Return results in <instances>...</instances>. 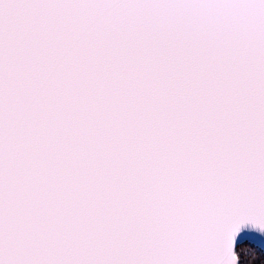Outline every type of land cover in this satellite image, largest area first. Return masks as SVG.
I'll return each mask as SVG.
<instances>
[{"label":"snow or ice","instance_id":"snow-or-ice-1","mask_svg":"<svg viewBox=\"0 0 264 264\" xmlns=\"http://www.w3.org/2000/svg\"><path fill=\"white\" fill-rule=\"evenodd\" d=\"M264 234V0H0V264H245Z\"/></svg>","mask_w":264,"mask_h":264},{"label":"trees","instance_id":"trees-1","mask_svg":"<svg viewBox=\"0 0 264 264\" xmlns=\"http://www.w3.org/2000/svg\"><path fill=\"white\" fill-rule=\"evenodd\" d=\"M238 252L242 253L245 264H264V251L258 247L245 242L238 246Z\"/></svg>","mask_w":264,"mask_h":264},{"label":"water","instance_id":"water-1","mask_svg":"<svg viewBox=\"0 0 264 264\" xmlns=\"http://www.w3.org/2000/svg\"><path fill=\"white\" fill-rule=\"evenodd\" d=\"M245 242L264 251V234L252 230H245V232L241 233L240 237H238V246Z\"/></svg>","mask_w":264,"mask_h":264}]
</instances>
